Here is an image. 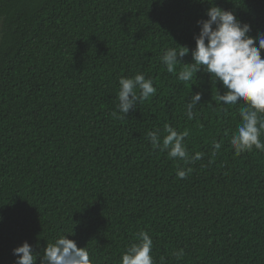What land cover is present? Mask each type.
Instances as JSON below:
<instances>
[{"label":"trees","instance_id":"16d2710c","mask_svg":"<svg viewBox=\"0 0 264 264\" xmlns=\"http://www.w3.org/2000/svg\"><path fill=\"white\" fill-rule=\"evenodd\" d=\"M214 4L250 25L249 35L264 34V0ZM209 7L0 0V264H15L24 242L39 264L60 235L86 247L91 264H120L141 230L154 264H264V152L231 146L243 102L222 105L226 89L210 74L181 82L184 65L169 73L160 60L184 46L182 63L192 62ZM137 73L157 91L123 117L118 82ZM197 92L189 120L185 103ZM166 124L187 130L189 154L202 159L186 164L154 149L146 133L163 136ZM180 166L192 169L185 179Z\"/></svg>","mask_w":264,"mask_h":264},{"label":"clouds","instance_id":"9594fccd","mask_svg":"<svg viewBox=\"0 0 264 264\" xmlns=\"http://www.w3.org/2000/svg\"><path fill=\"white\" fill-rule=\"evenodd\" d=\"M209 4L207 19L197 22L199 34L194 37L192 62L182 63L183 57L189 53V49L184 46H179V50L168 48L160 60L169 73H176V66L184 65L177 75L181 82H190L201 71L210 74L215 83L220 82L226 89L222 95L217 92V101L222 105L243 102L244 106L237 109L241 121L232 134L231 146L237 154L251 151L253 147L264 152V142L260 139L264 134V34L255 37L249 35L250 25L239 21L232 11L215 6L214 0H209ZM118 83L116 108L123 117L157 91L153 80L141 73L133 77H121ZM201 99L202 94L197 92L185 103L184 111L189 120L193 118V109ZM112 115L117 116V112L114 111ZM164 133L163 136L158 130L146 133L154 149L166 152L169 158L182 160L186 164L202 159L203 153L189 154L184 143L189 135L187 130L178 132L166 124ZM220 147V143H213V156ZM191 171V168L180 166L176 176L185 179ZM152 247V238L148 232L141 230L136 234L135 242L122 253L120 264H154ZM13 254L17 257L15 264H37L38 254L33 252L27 242L15 248ZM174 255L181 258L183 249ZM39 264H91V260L86 247H78L68 235H60L47 243L43 254L39 255Z\"/></svg>","mask_w":264,"mask_h":264}]
</instances>
